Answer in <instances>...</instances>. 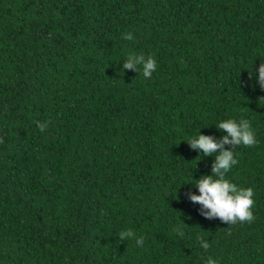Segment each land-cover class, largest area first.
Here are the masks:
<instances>
[{
    "label": "trees",
    "instance_id": "1",
    "mask_svg": "<svg viewBox=\"0 0 264 264\" xmlns=\"http://www.w3.org/2000/svg\"><path fill=\"white\" fill-rule=\"evenodd\" d=\"M260 60L264 0H0V264H202L197 237L217 264H264ZM227 118L257 140L224 145L251 222L188 198L215 153L183 140Z\"/></svg>",
    "mask_w": 264,
    "mask_h": 264
},
{
    "label": "clouds",
    "instance_id": "2",
    "mask_svg": "<svg viewBox=\"0 0 264 264\" xmlns=\"http://www.w3.org/2000/svg\"><path fill=\"white\" fill-rule=\"evenodd\" d=\"M131 39L129 35L126 37ZM138 66L145 78H150L157 68V62L153 56L129 54L123 61V69L138 70ZM249 79L254 81L250 87L253 89L259 86L264 89V61L260 60L257 67L254 65L249 72ZM213 126L226 135H222L219 141L210 135L201 134L200 128L187 140L190 147L202 152L204 156L215 153V159L211 168V174L202 175L191 183L198 194L189 193V200L201 206V214L206 218L218 217L224 222L236 224L237 222H251L254 219V189L252 187H241L227 178V173L237 164L235 153L231 149H225L224 145L230 144L235 149L237 146H253L257 143L255 133L247 119L227 118L217 121ZM43 129L46 124H40ZM207 127V126H206ZM179 231V230H178ZM183 235L182 232L179 233ZM133 237L132 231H121L120 239L125 240ZM199 249L204 256L201 257L202 264H217L212 255H207L211 244L203 237H197ZM136 244L142 246V238L136 239Z\"/></svg>",
    "mask_w": 264,
    "mask_h": 264
}]
</instances>
